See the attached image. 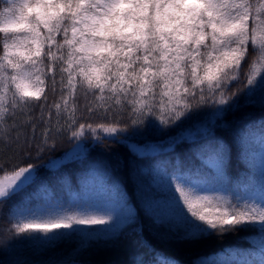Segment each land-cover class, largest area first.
<instances>
[{"label": "snow or ice", "instance_id": "snow-or-ice-1", "mask_svg": "<svg viewBox=\"0 0 264 264\" xmlns=\"http://www.w3.org/2000/svg\"><path fill=\"white\" fill-rule=\"evenodd\" d=\"M257 104L264 0H0V236L78 256L137 224L123 264H179L143 239L139 208L182 244L256 229L252 247L192 264H264V116L226 118ZM105 141L128 150L136 204L115 175L124 159L92 155Z\"/></svg>", "mask_w": 264, "mask_h": 264}, {"label": "trees", "instance_id": "trees-1", "mask_svg": "<svg viewBox=\"0 0 264 264\" xmlns=\"http://www.w3.org/2000/svg\"><path fill=\"white\" fill-rule=\"evenodd\" d=\"M243 103V101H242ZM38 111V109H37ZM264 116V108L261 106L253 105L242 107L235 113H229L226 117L227 120L233 123H240L242 121H256ZM175 129L171 134H175ZM216 134L218 136H230V132L225 129L217 128ZM161 137H152V139H159ZM70 147L67 140L58 147V151L54 154L59 156L63 151ZM188 145L182 144L177 146L176 151L170 155L179 154L183 157L187 153ZM92 155L103 157L104 159L116 164L118 157H122L125 161V166L118 170L115 175L121 176L125 179V186L130 196H132L133 203L137 201L133 194L131 182L128 180V167L127 161L131 158L125 146L118 144L114 141H105L104 145L97 146ZM162 159L167 157H161ZM48 157L45 156L39 163V176L47 178L53 175L49 168L43 167ZM245 165L238 161L235 156L233 157L230 173L235 178L238 173L244 171ZM76 164H67L62 171L68 172L71 177V183L74 188L79 184L76 176L78 171ZM139 212V224L143 225V239L147 240L158 253H162L166 257L174 258L179 261V264H192L194 258L207 257L211 254H220L224 258L226 252H231L236 249L250 248L252 245L249 243L247 237L256 235V229L241 230L237 233H229L224 235H214L197 244H182L175 240L162 238L157 233L148 217L144 214L142 209L137 208ZM8 209L6 206L0 211V225L7 223L6 213ZM137 224L132 225L128 232V236L123 246H117L110 249H92L82 253L78 256H73L71 249L75 247L74 244H61L54 249H42L31 244L17 242L15 244L6 243L2 236H0V264H123L127 259L129 245L138 237L134 231Z\"/></svg>", "mask_w": 264, "mask_h": 264}, {"label": "rangeland", "instance_id": "rangeland-1", "mask_svg": "<svg viewBox=\"0 0 264 264\" xmlns=\"http://www.w3.org/2000/svg\"><path fill=\"white\" fill-rule=\"evenodd\" d=\"M206 258H208L212 261H217V262L225 260L224 256L220 255V254H211V255L207 256Z\"/></svg>", "mask_w": 264, "mask_h": 264}]
</instances>
